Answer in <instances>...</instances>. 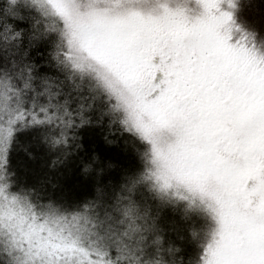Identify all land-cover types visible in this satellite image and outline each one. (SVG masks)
Returning a JSON list of instances; mask_svg holds the SVG:
<instances>
[{"label": "snow or ice", "instance_id": "6c2138e0", "mask_svg": "<svg viewBox=\"0 0 264 264\" xmlns=\"http://www.w3.org/2000/svg\"><path fill=\"white\" fill-rule=\"evenodd\" d=\"M0 264H264V0H0Z\"/></svg>", "mask_w": 264, "mask_h": 264}]
</instances>
